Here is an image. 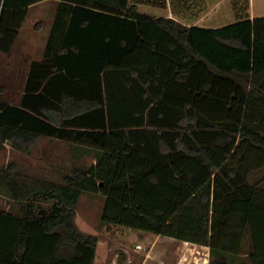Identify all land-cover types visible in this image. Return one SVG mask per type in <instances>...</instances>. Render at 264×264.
I'll return each instance as SVG.
<instances>
[{
  "label": "trees",
  "instance_id": "1",
  "mask_svg": "<svg viewBox=\"0 0 264 264\" xmlns=\"http://www.w3.org/2000/svg\"><path fill=\"white\" fill-rule=\"evenodd\" d=\"M42 1L0 0L1 51ZM54 1L43 57L18 101L0 99V149L45 136L96 161L63 183L0 172L19 204L0 208V264H94L84 192L104 195L103 224L209 246L210 264H238L248 237L264 264V187L249 180L264 166V15L210 28L138 9L166 0Z\"/></svg>",
  "mask_w": 264,
  "mask_h": 264
},
{
  "label": "rangeland",
  "instance_id": "2",
  "mask_svg": "<svg viewBox=\"0 0 264 264\" xmlns=\"http://www.w3.org/2000/svg\"><path fill=\"white\" fill-rule=\"evenodd\" d=\"M201 1L187 0L186 4L189 2V5L194 7L191 10L183 9L181 12L200 13L196 8ZM205 3L209 7L206 12L193 17L194 20L197 19L199 26L221 27L250 13L255 16L264 15V0H206ZM56 6L57 2L54 0H44L33 5L11 51L0 50V99L18 101L25 87L30 64L33 60L43 57ZM138 9L153 17L166 16L171 11L170 7L154 6L150 3L139 4ZM95 161L94 154L85 152L83 147L45 136L37 139L30 152L18 150L9 143L0 149V172H10L22 185L63 183L65 176L72 173L73 167L90 165ZM249 180L264 187V166L253 170ZM104 199L101 193L84 192L77 204L76 220L79 228L99 237L94 264H142L147 248L156 234L120 225L103 224L101 212ZM11 207L18 210V202L0 190V208ZM159 242L154 250L156 252L152 255L165 260L166 263L181 264L182 254L186 258L184 264H194L197 261L200 264H210L215 258L209 246L176 238L173 240L169 236L163 237ZM178 245H181L182 250L175 248ZM172 246L176 252H173ZM193 248L197 250L192 251ZM250 248V240L247 237L244 250L237 259L238 264H252L249 258ZM123 250H126L127 254ZM147 264L161 263L151 259Z\"/></svg>",
  "mask_w": 264,
  "mask_h": 264
},
{
  "label": "crops",
  "instance_id": "3",
  "mask_svg": "<svg viewBox=\"0 0 264 264\" xmlns=\"http://www.w3.org/2000/svg\"><path fill=\"white\" fill-rule=\"evenodd\" d=\"M182 1V2H181ZM56 2V1H55ZM174 2H175V6H176V12H174V10H173V5H172V0H166V4L164 5V6H159V7H164V8H166V7H170L171 9V11H169L167 14H166V16H162V17H173V18H175V19H177V20H179L180 22H182L183 24H185V25H188V26H194V25H196V26H199V25H197V19H193V17L194 16H196V14H202V13H205L206 12V8H209V7H207V3H205L206 2V0H202L201 2H200V4H199V7H197L196 8V10L197 11H199L200 13H197L196 11L195 12H192V11H189L190 13H192V14H184L183 12H181L183 9H187V10H191V9H193L192 7H194V5H192V6H190L189 5V2L186 4V0H174ZM41 3V2H40ZM139 4H142V3H138V5ZM152 5H154V4H152ZM154 6H158V5H154ZM182 6V7H181ZM57 7V6H56ZM201 10V11H200ZM204 11V12H203ZM186 12V11H185ZM250 17L253 19V18H255V17H257V16H255V15H253V14H251L250 13ZM52 27V26H51ZM201 27H204V26H201ZM207 27V26H206ZM210 28H217V27H210ZM50 35V34H49ZM48 39H49V36H48ZM48 39H47V42H48ZM47 42H46V45H47ZM46 47V46H45ZM26 80H27V78H26ZM26 83V82H25ZM130 229H134V228H130ZM140 230V229H139ZM163 237H165V236H163V235H157L156 234V237L150 242V246L147 248V253L145 254V256L143 257V263L142 264H147L148 263V261L149 260H151V259H153V260H159V262L161 263V264H170V263H166V261L165 260H163V259H160V258H157V257H155L154 255H152V254H154L156 251H154L155 250V248H156V246H158V243H160L159 241L161 240V239H163ZM169 238H171V239H173V240H175V238L174 237H169ZM172 248H173V252H176L175 251V249H174V247L172 246ZM175 248H178L179 250H180V248H181V250H182V247H181V245H178V247H175ZM123 249V248H122ZM197 250V248H193L192 249V251H196ZM123 252L125 253V254H127L126 253V250H123ZM182 256H183V259L181 260V264H184L183 263V261H184V259H186L185 258V255H183L182 254ZM191 264V263H190ZM194 264H200V262L199 261H197L196 263H194Z\"/></svg>",
  "mask_w": 264,
  "mask_h": 264
},
{
  "label": "water",
  "instance_id": "4",
  "mask_svg": "<svg viewBox=\"0 0 264 264\" xmlns=\"http://www.w3.org/2000/svg\"><path fill=\"white\" fill-rule=\"evenodd\" d=\"M8 143L10 144L11 142H10V141H8Z\"/></svg>",
  "mask_w": 264,
  "mask_h": 264
},
{
  "label": "built area",
  "instance_id": "5",
  "mask_svg": "<svg viewBox=\"0 0 264 264\" xmlns=\"http://www.w3.org/2000/svg\"><path fill=\"white\" fill-rule=\"evenodd\" d=\"M138 247H141L140 245H138Z\"/></svg>",
  "mask_w": 264,
  "mask_h": 264
}]
</instances>
